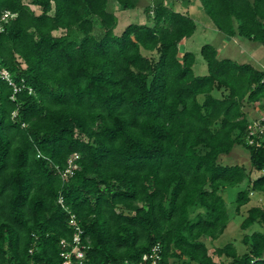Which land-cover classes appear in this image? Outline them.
<instances>
[{
    "label": "trees",
    "instance_id": "obj_1",
    "mask_svg": "<svg viewBox=\"0 0 264 264\" xmlns=\"http://www.w3.org/2000/svg\"><path fill=\"white\" fill-rule=\"evenodd\" d=\"M164 1L116 34L111 0H0V17L16 13L0 30V64L24 85L12 96L0 79V264H59L70 213L86 264H137L154 244L157 264H264V205L241 220L260 226L242 236L245 251L206 241L230 220L223 189L245 181L236 212L264 192V172L217 161L237 143L264 169V130L249 142L244 109L264 101V68L205 42L207 73L195 74V53L178 47L195 19ZM199 1L218 30L264 42V0Z\"/></svg>",
    "mask_w": 264,
    "mask_h": 264
},
{
    "label": "rangeland",
    "instance_id": "obj_2",
    "mask_svg": "<svg viewBox=\"0 0 264 264\" xmlns=\"http://www.w3.org/2000/svg\"><path fill=\"white\" fill-rule=\"evenodd\" d=\"M197 1L201 6L200 1ZM152 2L153 0H139L135 7L122 9L114 0H111L110 6L117 16V24L114 27V32L116 34L120 33L124 26L129 22L146 20L144 7ZM166 2L170 3L168 0H166ZM30 6L36 12L40 11L37 5L30 4ZM191 9L196 22V28L190 36L179 41L178 47L180 51L191 50L195 53L196 59L192 67L195 74L207 72L206 62L200 53V46L205 42L212 43L219 48V57L228 56L239 62H250L256 66L264 67V42L257 40L254 41L239 35H236L235 37L227 36L214 27L210 17L205 13L202 7L201 9L199 8L196 1H192ZM98 28L99 26H96L95 29L98 31ZM62 32L63 29L60 28L53 30L54 34H60ZM225 38H227V40H225ZM219 92L216 91V94ZM244 109L247 111L250 120L258 118L264 113V101L258 100L256 102L247 103L245 104ZM217 161L221 164H241L247 171H249V175H256V171L253 170L251 165L248 148L241 144L236 143L229 151L220 153L217 157ZM259 171L262 173L264 172V169ZM243 187H245V181L233 186H227L226 189H223L222 191L228 207L230 220L224 231L217 238L206 240L211 252L213 251L214 246L221 245L227 241H232L235 244L237 251L241 253L247 249L246 244L242 241V236L246 232H251L253 229L260 228L256 222L246 228L241 227L240 223L246 215L248 207L255 204L261 206L264 205V192L256 190L252 191L250 194V201L241 205L239 212H236L233 199L236 197L237 190ZM214 258L219 259L221 257L214 255Z\"/></svg>",
    "mask_w": 264,
    "mask_h": 264
},
{
    "label": "built area",
    "instance_id": "obj_3",
    "mask_svg": "<svg viewBox=\"0 0 264 264\" xmlns=\"http://www.w3.org/2000/svg\"><path fill=\"white\" fill-rule=\"evenodd\" d=\"M15 12L5 10L0 17V30L3 28V22H6L8 18L14 17ZM0 79L6 80L8 84L12 86V96L21 89L22 85L18 84L13 78L10 71L0 64ZM28 91L31 92L32 88L28 87ZM264 113L258 118L251 119L248 123V140L250 143L255 141L254 135L261 133L264 130ZM259 143V142H257ZM77 155H72L69 158V165L63 172V176L66 173L71 172L72 159ZM252 192H250L251 194ZM59 202L62 204V198L59 197ZM63 205V204H62ZM68 224L73 228L71 238L62 237L59 240L61 256V262L59 264H86L84 249L87 247L86 243L82 242L81 234L82 228L78 222V219L74 213H70L68 217ZM159 245L154 244L151 247V251L146 252L142 255L141 260L137 264H157L160 257ZM32 264V263H31ZM107 264H114L112 262Z\"/></svg>",
    "mask_w": 264,
    "mask_h": 264
},
{
    "label": "crops",
    "instance_id": "obj_4",
    "mask_svg": "<svg viewBox=\"0 0 264 264\" xmlns=\"http://www.w3.org/2000/svg\"><path fill=\"white\" fill-rule=\"evenodd\" d=\"M168 1H170V3L169 4H172L173 5V7L175 8V9H177V10H180V11H182V12H186V13H188V14H190L193 18H194V16H193V11H192V9H191V7H192V1H196V3H197V5L199 6V8L201 9V7H202V5L200 6L199 4H198V1L197 0H189V1H187V2H183V1H172V0H168ZM165 3H168V2H166V0L164 1ZM201 4V3H200ZM203 9V8H202ZM213 23V22H212ZM213 25H214V23H213ZM214 27H215V25H214ZM216 28V27H215ZM222 32V31H221ZM225 34V33H224ZM225 35H227V34H225ZM236 35H239V34H234V35H227V36H231V37H235ZM239 36H242V35H239ZM244 37V36H243ZM183 38H185V37H183ZM182 38V39H183ZM225 40H227V38H225ZM216 47V46H215ZM216 49H217V56H218V53H219V48L218 47H216ZM183 51H185V50H183ZM183 51H180V49H179V54H182L183 53ZM219 57V56H218ZM220 57H228V56H220ZM195 59H196V56H195ZM195 62V61H194ZM239 62V61H238ZM243 62V61H242ZM250 63V62H249ZM194 64V63H193ZM252 64V63H251ZM254 65V64H253ZM254 66H256V65H254ZM192 67H193V65H192ZM257 67H261V66H257ZM262 68H264V67H262ZM207 73V72H206ZM201 74H204V73H201ZM216 91H222V89H215L214 90V93L216 94ZM222 94V92H219L218 94H216V95H221ZM225 164H231V163H225ZM253 170H255L256 171V175L255 176H257V175H259L260 174V171L259 170H256V169H253ZM251 176V175H250ZM255 176H251V177H255ZM250 201V200H249ZM248 201V202H249Z\"/></svg>",
    "mask_w": 264,
    "mask_h": 264
}]
</instances>
